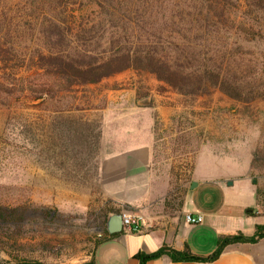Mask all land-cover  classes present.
Listing matches in <instances>:
<instances>
[{
  "label": "rangeland",
  "instance_id": "rangeland-1",
  "mask_svg": "<svg viewBox=\"0 0 264 264\" xmlns=\"http://www.w3.org/2000/svg\"><path fill=\"white\" fill-rule=\"evenodd\" d=\"M95 1L103 2L0 0V42H7L0 50V202L29 210L19 234L0 230V261L27 255L73 264L93 251L99 225L117 208L100 177L102 143L141 119L153 131L155 170L169 176L156 181L169 184L167 210L181 206L186 189L217 188L198 180L229 171L248 173L264 207V98L237 100L217 88L186 95L134 69L65 90L40 64L39 53L59 45L40 27L63 10L68 20L91 21ZM122 91L133 93L117 95ZM159 108L174 112L163 120Z\"/></svg>",
  "mask_w": 264,
  "mask_h": 264
},
{
  "label": "trees",
  "instance_id": "trees-1",
  "mask_svg": "<svg viewBox=\"0 0 264 264\" xmlns=\"http://www.w3.org/2000/svg\"><path fill=\"white\" fill-rule=\"evenodd\" d=\"M92 6H96L92 14L98 16L91 21H69L63 10L54 23L39 30L44 36L47 33L48 40L57 38L58 49L40 52L38 57L40 64L62 80L65 90L134 69L152 73L186 95L217 88L237 100L264 98V0H103ZM82 10L73 9L70 15ZM73 42L76 45L69 48ZM1 43L7 42H0V50ZM4 57L0 53V61ZM261 193L257 188L260 205ZM28 211L25 205L0 202V230L19 234L28 221ZM106 220L99 225L101 229ZM41 221L47 217L43 215ZM263 236L264 226H259L252 237L237 233L220 238L216 250L206 256L188 248L178 251L163 246L150 254L141 252L137 258L139 264L163 255L173 261L213 262L227 245L254 242ZM106 239H98L95 245ZM0 264L48 263L22 255Z\"/></svg>",
  "mask_w": 264,
  "mask_h": 264
},
{
  "label": "crops",
  "instance_id": "crops-1",
  "mask_svg": "<svg viewBox=\"0 0 264 264\" xmlns=\"http://www.w3.org/2000/svg\"><path fill=\"white\" fill-rule=\"evenodd\" d=\"M124 93L131 96L133 91L117 95ZM158 110L163 120L174 112ZM142 122L141 119L133 126H125L117 139L102 143L100 177L117 208L116 212L109 213L98 238L108 239L94 245L93 251L77 263L94 260L96 264H139L137 254H150L163 246L178 251L188 248L194 254L206 256L216 250L220 238L237 233L252 237L259 226H264V207L259 204L257 188L246 171H229L198 180L197 186L208 182L217 188L186 189L181 206L172 212L167 210L165 199L170 192L169 184L159 187L156 181L167 180L169 176L156 172L153 131L149 124ZM125 205L131 209L127 212L144 218L143 226L137 232L124 226L121 231L110 232L108 223L114 214L126 211ZM188 213L200 215L203 220L191 225L185 221ZM146 264H264V236L256 237L254 242L227 245L213 262L173 261L163 255Z\"/></svg>",
  "mask_w": 264,
  "mask_h": 264
},
{
  "label": "built area",
  "instance_id": "built-area-1",
  "mask_svg": "<svg viewBox=\"0 0 264 264\" xmlns=\"http://www.w3.org/2000/svg\"><path fill=\"white\" fill-rule=\"evenodd\" d=\"M203 220L202 216H193L188 213L185 215V221L191 225H196L201 223ZM122 223L123 226L131 232L140 231V227L144 224V218L139 214H134L131 212H123L122 213Z\"/></svg>",
  "mask_w": 264,
  "mask_h": 264
},
{
  "label": "water",
  "instance_id": "water-1",
  "mask_svg": "<svg viewBox=\"0 0 264 264\" xmlns=\"http://www.w3.org/2000/svg\"><path fill=\"white\" fill-rule=\"evenodd\" d=\"M121 221V226H119V223ZM117 222V223H115ZM108 230L110 232H118L121 231L123 228V223H122V213H116L113 215L111 218L110 222L108 223Z\"/></svg>",
  "mask_w": 264,
  "mask_h": 264
}]
</instances>
